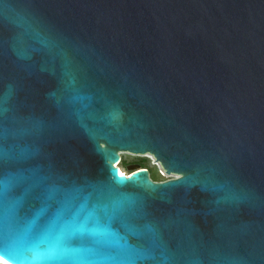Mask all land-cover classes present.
Wrapping results in <instances>:
<instances>
[{
    "label": "water",
    "instance_id": "95a60500",
    "mask_svg": "<svg viewBox=\"0 0 264 264\" xmlns=\"http://www.w3.org/2000/svg\"><path fill=\"white\" fill-rule=\"evenodd\" d=\"M0 253L264 264V0H0Z\"/></svg>",
    "mask_w": 264,
    "mask_h": 264
},
{
    "label": "rangeland",
    "instance_id": "374dc122",
    "mask_svg": "<svg viewBox=\"0 0 264 264\" xmlns=\"http://www.w3.org/2000/svg\"><path fill=\"white\" fill-rule=\"evenodd\" d=\"M121 155L122 159L117 164L120 165V167L128 173H131L128 164L140 163L142 165V161L143 159H145L146 165L150 169V174H154V177H156L158 180H163L175 176V174L173 173L166 172L161 163L156 160L155 156L149 152L135 153L128 150H124L121 151Z\"/></svg>",
    "mask_w": 264,
    "mask_h": 264
},
{
    "label": "snow or ice",
    "instance_id": "6c2138e0",
    "mask_svg": "<svg viewBox=\"0 0 264 264\" xmlns=\"http://www.w3.org/2000/svg\"><path fill=\"white\" fill-rule=\"evenodd\" d=\"M46 239H51L52 249H53V252H54L56 247L58 246L59 237H56V238H49L47 236L42 237V238L34 241V246L38 247L39 244L44 243ZM0 255H4V254L0 253ZM49 259H55V256L49 257Z\"/></svg>",
    "mask_w": 264,
    "mask_h": 264
},
{
    "label": "bare ground",
    "instance_id": "6f19581e",
    "mask_svg": "<svg viewBox=\"0 0 264 264\" xmlns=\"http://www.w3.org/2000/svg\"><path fill=\"white\" fill-rule=\"evenodd\" d=\"M122 153H123V152H122ZM119 167H120V165H119ZM120 171H121L122 173L128 174V172L124 171L121 167H120ZM0 263H2V264H11V263L7 262L6 260H4V259L1 258V257H0Z\"/></svg>",
    "mask_w": 264,
    "mask_h": 264
},
{
    "label": "trees",
    "instance_id": "16d2710c",
    "mask_svg": "<svg viewBox=\"0 0 264 264\" xmlns=\"http://www.w3.org/2000/svg\"><path fill=\"white\" fill-rule=\"evenodd\" d=\"M142 165L147 167L145 159H143V161H142ZM151 176H152L154 179H157L156 177H154V176H155L154 174H151Z\"/></svg>",
    "mask_w": 264,
    "mask_h": 264
},
{
    "label": "built area",
    "instance_id": "2783aa9c",
    "mask_svg": "<svg viewBox=\"0 0 264 264\" xmlns=\"http://www.w3.org/2000/svg\"><path fill=\"white\" fill-rule=\"evenodd\" d=\"M130 173H128L127 175H129Z\"/></svg>",
    "mask_w": 264,
    "mask_h": 264
}]
</instances>
